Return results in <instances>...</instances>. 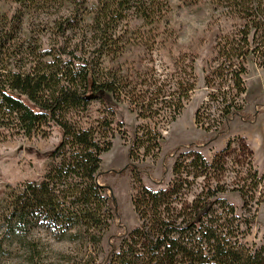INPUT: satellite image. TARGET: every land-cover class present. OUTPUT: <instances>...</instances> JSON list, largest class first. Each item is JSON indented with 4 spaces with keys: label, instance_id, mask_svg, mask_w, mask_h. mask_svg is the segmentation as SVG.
<instances>
[{
    "label": "trees",
    "instance_id": "trees-1",
    "mask_svg": "<svg viewBox=\"0 0 264 264\" xmlns=\"http://www.w3.org/2000/svg\"><path fill=\"white\" fill-rule=\"evenodd\" d=\"M9 1L13 9L0 13V141L45 139L53 129L60 138L48 154L41 181L7 186L0 194L1 249L36 264L44 235L69 246L73 255L67 264H88L90 253L100 251L116 217L114 200L100 183L101 155L115 137L113 105L125 103L138 120L162 121L155 132L148 125L137 126L130 162L120 170L131 172L136 187L131 205L139 226L108 264H264V252H250L233 240L232 223H227L233 209L221 202L223 221L213 210L220 203V189L203 188L189 212L171 206L180 190L190 187L189 179L217 180L216 175L226 172L231 140L211 163L197 152L186 154V164L176 160L168 190L153 191L137 177L134 162L140 156L155 157L160 129L175 120L195 89V60L180 72L149 80L124 75L109 64L123 54L128 33L142 34L140 27L129 30V15L153 30L170 0ZM208 1L237 22L233 31L215 40L214 56L203 70L206 99L194 114L195 126L215 138L243 111L247 60L264 66V0ZM93 103L107 117L87 122L84 115ZM118 134L125 136L124 131ZM240 149L246 169L236 176L235 191L248 205L257 189L264 188V173L258 176L244 144ZM257 199L264 203V192Z\"/></svg>",
    "mask_w": 264,
    "mask_h": 264
},
{
    "label": "rangeland",
    "instance_id": "rangeland-1",
    "mask_svg": "<svg viewBox=\"0 0 264 264\" xmlns=\"http://www.w3.org/2000/svg\"><path fill=\"white\" fill-rule=\"evenodd\" d=\"M13 7L9 0H0V13H9ZM127 20L129 30L140 27L142 34L128 33L125 37L128 45L123 54L109 64L119 68L122 74L149 80L158 75L180 72L178 68L187 65L193 58L195 60V89L175 120L160 129L162 140L159 141V152L155 157L140 156L139 161L134 162L141 184L153 191L168 190L174 179L172 168L176 160L186 164L190 161L186 154L197 152L211 163L214 155L231 140L232 149L226 159V172L220 177L216 175L217 180L189 179L190 187L181 189L171 206L178 212L181 209L189 212L193 200L203 188H218L221 190L217 197L220 203L213 206V210L220 215L221 202L233 209V217L227 216V223H232L234 230L233 240L250 252H264V203L255 202L264 188L257 189L254 200L248 205L243 204L235 191L238 183L236 178L246 169L243 150L240 149L243 144L251 151L252 166L258 176L264 173V66L256 59L247 60L243 76L246 89L242 97L243 111L229 120L227 130L222 135L214 138L195 126L194 114L206 99L203 70L214 56L215 40L221 34L233 31L237 22L221 11L214 10L208 0H199L197 3L170 0L159 19L156 18L153 30L143 26L133 14ZM113 108L112 128L116 132L111 149L101 155L104 174L100 183L108 188V194L114 200L116 217L102 238L100 251L90 253L91 261L88 264H108L110 258L120 251L122 240L139 226L131 205V197L136 193L131 172L128 170L121 174L120 170L130 162L128 150L134 141L137 126L148 125L155 132L158 129L155 125L162 121L138 120L125 103L114 104ZM84 116L88 118L87 122L107 117L97 103H93ZM118 131H124L125 136L122 137ZM59 138L60 132L53 129L45 139L12 138L0 141V194L7 186L41 181L49 164L48 154L58 144ZM221 215L223 221L226 215ZM40 239L41 261L36 264H67L66 258L73 255L68 245L58 244L44 235ZM0 264L29 263L23 262L21 253L9 254L0 247Z\"/></svg>",
    "mask_w": 264,
    "mask_h": 264
}]
</instances>
